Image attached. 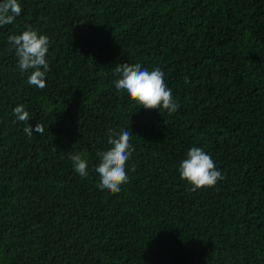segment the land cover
I'll list each match as a JSON object with an SVG mask.
<instances>
[{
  "label": "trees",
  "instance_id": "trees-1",
  "mask_svg": "<svg viewBox=\"0 0 264 264\" xmlns=\"http://www.w3.org/2000/svg\"><path fill=\"white\" fill-rule=\"evenodd\" d=\"M20 4L0 28V264H264V0ZM28 25L50 40L43 89L7 42ZM125 62L159 67L179 109L117 92ZM109 128L132 131L135 148L118 194L100 190L94 170ZM193 146L222 171L214 187L180 178Z\"/></svg>",
  "mask_w": 264,
  "mask_h": 264
},
{
  "label": "clouds",
  "instance_id": "clouds-1",
  "mask_svg": "<svg viewBox=\"0 0 264 264\" xmlns=\"http://www.w3.org/2000/svg\"><path fill=\"white\" fill-rule=\"evenodd\" d=\"M22 12L20 0H0V28L13 24ZM7 42L17 57V67L21 73H27V83L43 89L46 87V76L51 70L47 59L50 40L46 34L28 25L19 34H10ZM112 81L117 92L126 93L128 98L145 109L166 110L173 114L179 104L173 96L172 89L165 81V73L159 68L142 67L140 63H118L113 70ZM189 82L188 77L184 78ZM15 120L24 124L23 132L33 136L32 118L24 104L13 108ZM35 131L43 135L45 129L41 123L35 125ZM107 147L97 152L98 162L95 173L98 176L97 187L111 194H118L122 186L129 183L128 161L135 148L131 143L132 131L124 128H109L106 132ZM73 170L81 177H87L88 160L83 152L70 154ZM134 170V169H133ZM179 176L196 191L214 187L224 179L222 171L216 166L213 158L201 147L193 146L178 166Z\"/></svg>",
  "mask_w": 264,
  "mask_h": 264
}]
</instances>
